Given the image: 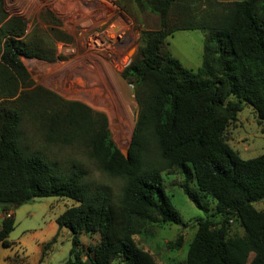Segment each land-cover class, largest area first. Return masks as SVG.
Returning <instances> with one entry per match:
<instances>
[{"label":"trees","instance_id":"trees-1","mask_svg":"<svg viewBox=\"0 0 264 264\" xmlns=\"http://www.w3.org/2000/svg\"><path fill=\"white\" fill-rule=\"evenodd\" d=\"M149 1L161 26L143 32L123 71L136 85L139 104L126 156L111 137L105 113L40 86L28 90L32 82L18 54L54 55L26 39L27 21L7 15L0 0V90L15 97L0 101V210L6 213L0 242L12 244L13 207L37 197H70L77 204L56 219L60 228L72 231L70 257L61 264H160L135 235L147 220L185 224L162 175L177 166L188 197L205 211L206 198H212L219 215L197 220L184 264H264V211L254 205L264 199V153L242 158L226 136L245 104L264 121V0H207L206 23L173 27L168 14L177 0ZM179 28L206 29L203 64L196 69L165 48L166 38ZM45 100L57 108L41 109ZM26 111L49 142L70 143L81 136L100 168L124 181L119 197L113 199L107 188H90L82 171H64L42 151L25 148ZM193 175L196 189L190 185ZM232 218L243 235L229 236ZM82 233L100 235L86 258ZM182 244L179 233L170 247Z\"/></svg>","mask_w":264,"mask_h":264},{"label":"rangeland","instance_id":"rangeland-1","mask_svg":"<svg viewBox=\"0 0 264 264\" xmlns=\"http://www.w3.org/2000/svg\"><path fill=\"white\" fill-rule=\"evenodd\" d=\"M208 8L207 0H177L169 10V27L187 23L204 24ZM3 9L9 16L24 18L27 21L26 39L54 55V59H43L18 54L32 82L28 90L33 91L40 86L65 101L80 102L92 110L105 113L112 139L121 150H126L139 104L135 96L136 85L133 80L123 76V71L136 56L142 44L143 32L161 26L160 15L153 10L150 1L3 0ZM111 28L117 32L115 40L107 36ZM205 35L206 29L179 28L166 38L165 48L185 66L196 69L203 64ZM95 37L101 38L100 44L94 41ZM124 56L130 57L127 63H122ZM6 99L13 100L15 97H9L1 89L0 101ZM40 107L48 111L57 108L54 102L52 104V101L46 100ZM258 121L256 110L245 104L226 131L229 144L242 158H253L264 153V121ZM21 129L25 148L42 151L64 171H82L84 181L90 188H107L113 199L119 197L124 181L100 168L89 156L81 136L70 143L49 142L45 131L34 124L28 111L24 113ZM123 141H126V145ZM162 175L164 188L185 224L147 220L135 239L160 264H184L197 230V220L206 216L219 219V215L214 213L215 201L212 198H206L208 210L205 211L188 197L180 185L185 175L177 166L165 169ZM190 185L197 188L195 175L191 177ZM74 204L77 201L70 197L48 196L18 205L11 210L16 224L9 239H29L36 232L51 238L50 223L56 222L57 217ZM254 205L264 211V199ZM5 214L0 210V222ZM228 226L229 236L244 234V229L234 218L229 220ZM179 233L183 235L182 246L170 247ZM85 234L82 233L80 239H86L87 246L94 247L97 236L87 234L89 237H86ZM71 248L72 231L63 227L57 239L50 243L47 258L40 264L63 263L70 257ZM87 249L83 252L85 258L89 253Z\"/></svg>","mask_w":264,"mask_h":264},{"label":"crops","instance_id":"crops-1","mask_svg":"<svg viewBox=\"0 0 264 264\" xmlns=\"http://www.w3.org/2000/svg\"><path fill=\"white\" fill-rule=\"evenodd\" d=\"M123 143L126 145V141H123ZM50 228L51 233L53 234L51 238L42 236L40 232H36L29 239H9L12 242L10 246H5L2 244V242H0V264H40L48 256L50 243L57 239V235L61 231V228L58 226L57 222L50 223ZM92 235L97 236L98 241H96V243H98L100 240V235L98 233ZM85 236H88L87 233ZM85 240L86 239H83L81 242L86 244V246L84 245V248H88L89 245L87 246V242H85Z\"/></svg>","mask_w":264,"mask_h":264},{"label":"bare ground","instance_id":"bare-ground-1","mask_svg":"<svg viewBox=\"0 0 264 264\" xmlns=\"http://www.w3.org/2000/svg\"><path fill=\"white\" fill-rule=\"evenodd\" d=\"M123 30V29H122ZM117 32L115 31V28H111L110 30H108V32H107V36L108 37H110L112 40H115V38H116V34ZM93 39V38H92ZM94 41L95 42H97L98 44H100V41H101V38H98V37H95L94 38ZM129 56V55H128ZM128 56H124L123 57V60H122V63H127L128 62V60H129V58L130 57H128ZM119 66L121 67V64H119ZM129 127V126H128ZM126 129H127V127H126ZM125 132V131H124ZM124 132L122 133V135L124 134ZM124 136H126V135H124ZM124 136H122L124 139H125V137ZM120 138V137H119Z\"/></svg>","mask_w":264,"mask_h":264},{"label":"water","instance_id":"water-1","mask_svg":"<svg viewBox=\"0 0 264 264\" xmlns=\"http://www.w3.org/2000/svg\"><path fill=\"white\" fill-rule=\"evenodd\" d=\"M131 140V139H130ZM128 148H129V146H128ZM128 148H126V150H122V152L126 155V156H128L129 155V150H128ZM15 209V207H13L12 208V210H14ZM76 258L75 257H73V260H75Z\"/></svg>","mask_w":264,"mask_h":264}]
</instances>
